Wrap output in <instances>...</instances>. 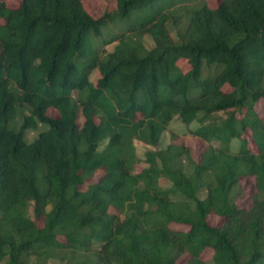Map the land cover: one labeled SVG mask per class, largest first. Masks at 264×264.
Returning <instances> with one entry per match:
<instances>
[{
  "label": "trees",
  "instance_id": "obj_1",
  "mask_svg": "<svg viewBox=\"0 0 264 264\" xmlns=\"http://www.w3.org/2000/svg\"><path fill=\"white\" fill-rule=\"evenodd\" d=\"M114 1L0 0V264H264V0ZM175 119L199 163L157 148Z\"/></svg>",
  "mask_w": 264,
  "mask_h": 264
},
{
  "label": "rangeland",
  "instance_id": "obj_2",
  "mask_svg": "<svg viewBox=\"0 0 264 264\" xmlns=\"http://www.w3.org/2000/svg\"><path fill=\"white\" fill-rule=\"evenodd\" d=\"M204 1L207 4V6L211 9L215 8L219 2V0H204ZM19 3H20V0H6L7 6L9 8H13V9L17 8ZM82 3H83V6H84L86 12L89 13L91 16L96 17V18L101 17L105 13L112 12L114 10V7H115V1L114 0H82ZM171 35L174 38V35L172 32H171ZM143 43H144L146 48L152 47L151 40L146 36L143 38ZM113 46H114V44L107 46V50L111 51ZM177 65L180 68V70L183 72H185L186 70L189 69V65L187 64V62L185 60H179L177 62ZM97 77H98L97 74L93 73L91 75V81L95 82ZM255 110L258 114L264 115V103L258 102L255 105ZM47 114H48V116H50L52 118H56L58 116L53 111H48ZM80 122H81V119L79 118L78 123L80 124ZM197 127H198V125L195 123H192L190 125H185L176 119L173 120L168 125L166 130L162 133L157 148L158 149L164 148L169 143H172L175 145H182L188 149L192 161H194L195 163H199L201 154L209 146H215L216 143L206 142V141L202 140L201 138L194 136L192 134V131L195 130ZM36 134H37V130L27 132V134L25 136L26 141L30 142L31 140H33V138H35ZM245 137L249 139V133H246ZM134 147H135L137 157L139 159H143L142 155H143L144 151L148 148L145 147L143 144H141L138 141H134ZM249 147H251L253 150H255L254 147L252 146V144ZM143 167H144V164L142 162L139 164H136L134 167V172L139 173L143 169ZM102 174L103 173L101 171H96L94 176L90 180V182H86L83 186H81L80 189L85 190L89 184H93V183L97 182L99 180V178L102 176ZM159 185L162 188H166L169 186V182L164 180V179H160ZM239 188H240L241 194L238 197V199L236 200V204L239 207L247 206L250 203L253 195L255 194L254 179L253 178L241 179L239 181ZM109 213L115 214V212L112 209L109 210ZM207 223L210 226L217 227L223 223V219H221L215 215H209L207 217ZM37 225L38 226L42 225L40 220H37ZM170 228L172 230H176V231H186L187 230V227L177 226V225H170ZM201 258L206 264H210L211 258H212L211 249H205L203 251V253L201 254ZM187 259H188V256L185 255V256L181 257L177 261V263L178 264H185ZM48 264H59V263L57 261H49Z\"/></svg>",
  "mask_w": 264,
  "mask_h": 264
}]
</instances>
